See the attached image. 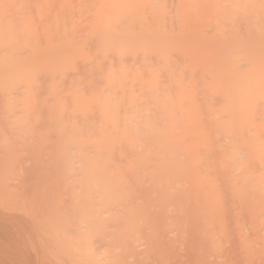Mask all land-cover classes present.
I'll list each match as a JSON object with an SVG mask.
<instances>
[{
    "label": "bare ground",
    "instance_id": "bare-ground-1",
    "mask_svg": "<svg viewBox=\"0 0 264 264\" xmlns=\"http://www.w3.org/2000/svg\"><path fill=\"white\" fill-rule=\"evenodd\" d=\"M0 264H264V0H0Z\"/></svg>",
    "mask_w": 264,
    "mask_h": 264
}]
</instances>
